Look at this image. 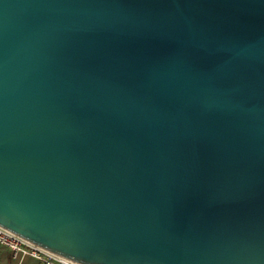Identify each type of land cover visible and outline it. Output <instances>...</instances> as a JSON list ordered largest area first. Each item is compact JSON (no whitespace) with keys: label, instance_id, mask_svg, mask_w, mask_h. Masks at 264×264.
Wrapping results in <instances>:
<instances>
[{"label":"water","instance_id":"95a60500","mask_svg":"<svg viewBox=\"0 0 264 264\" xmlns=\"http://www.w3.org/2000/svg\"><path fill=\"white\" fill-rule=\"evenodd\" d=\"M0 227L80 264H264V0H0Z\"/></svg>","mask_w":264,"mask_h":264},{"label":"built area","instance_id":"2783aa9c","mask_svg":"<svg viewBox=\"0 0 264 264\" xmlns=\"http://www.w3.org/2000/svg\"><path fill=\"white\" fill-rule=\"evenodd\" d=\"M0 246L6 247L11 253L12 260L16 262L0 264H23L27 257L40 264H80L26 241L2 227H0Z\"/></svg>","mask_w":264,"mask_h":264},{"label":"rangeland","instance_id":"374dc122","mask_svg":"<svg viewBox=\"0 0 264 264\" xmlns=\"http://www.w3.org/2000/svg\"><path fill=\"white\" fill-rule=\"evenodd\" d=\"M0 263H16L15 261L12 260L10 251L4 246H0ZM23 264H40V263L32 258L27 257L24 259Z\"/></svg>","mask_w":264,"mask_h":264}]
</instances>
